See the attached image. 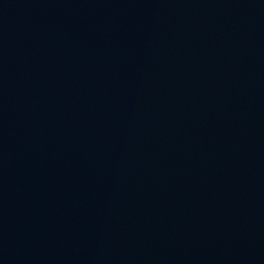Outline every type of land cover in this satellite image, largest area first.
<instances>
[{
  "label": "water",
  "instance_id": "1",
  "mask_svg": "<svg viewBox=\"0 0 264 264\" xmlns=\"http://www.w3.org/2000/svg\"><path fill=\"white\" fill-rule=\"evenodd\" d=\"M0 264H264V0H0Z\"/></svg>",
  "mask_w": 264,
  "mask_h": 264
}]
</instances>
